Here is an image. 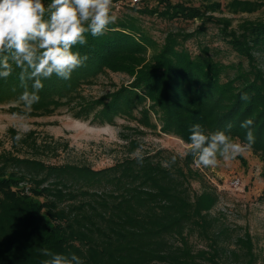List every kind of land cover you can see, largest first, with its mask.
Masks as SVG:
<instances>
[{
  "label": "trees",
  "instance_id": "1",
  "mask_svg": "<svg viewBox=\"0 0 264 264\" xmlns=\"http://www.w3.org/2000/svg\"><path fill=\"white\" fill-rule=\"evenodd\" d=\"M165 5L163 14L169 19L198 14L195 8ZM263 5L249 2V13ZM242 28L239 35H222L249 64L248 70L238 62L234 76H222L224 64L204 54L192 56L175 33H169L162 50L128 87L98 103H81V86L102 68H131L144 61V43L128 34L143 38L134 23L115 20L106 34H87V44L73 49L89 59L70 79L53 74L42 81L40 100L31 109L47 115L64 105L73 110L75 103V116L86 118L94 112V120L108 123L119 116L146 129L156 127L153 114L162 132L188 145L195 124L206 133L224 131L246 143L247 129L241 124L252 119L254 142L249 148L262 160L264 178V20H249ZM19 71L14 67L7 79L0 78V99L23 93ZM27 84L31 91L32 81ZM244 93L247 101L241 99ZM99 103L105 105L98 112ZM31 134L17 137L12 149L0 154V264H43L50 258L43 249L75 253L83 264H257L249 232L235 234L212 213L218 193L203 185L191 154L160 149L144 154L138 163L132 156L138 143L127 140V153L100 169L52 164L43 158L56 156L59 144H40ZM172 156L176 162L162 166ZM24 180L29 181L26 189L15 187ZM193 181L201 183L198 191Z\"/></svg>",
  "mask_w": 264,
  "mask_h": 264
},
{
  "label": "rangeland",
  "instance_id": "2",
  "mask_svg": "<svg viewBox=\"0 0 264 264\" xmlns=\"http://www.w3.org/2000/svg\"><path fill=\"white\" fill-rule=\"evenodd\" d=\"M233 1L236 3L233 4ZM261 1L264 0H139L136 3L132 0H112V13L116 20L132 21L135 30L143 37L128 32L134 40L144 43L145 52L141 54L144 61L137 67L102 68L91 82L81 86V103H98L103 97L128 87L142 66L162 50L169 33H175L180 46L185 47L192 56L204 54L224 64L226 67L222 76H234L238 62H241L242 69L248 70L249 64L231 48L222 33L239 35L249 20H264V5L252 13L248 10L249 2ZM48 2L50 0H45L46 4ZM165 4L195 8L198 14L189 19H169L163 14ZM201 25L203 28L198 29ZM261 68L264 73V65ZM252 77L249 76L250 79ZM149 104L147 100L145 107ZM76 105L74 103L73 110L64 105L46 115L26 107L19 97L1 98L0 154L11 150L15 139L29 132L40 144L43 141L59 144L56 156L43 158L49 163H76L93 169L109 166L122 158L128 151L123 146L127 140L136 141L138 146L133 153L140 149L142 155L168 149L183 156L188 151V144L180 138L162 132L161 122L153 114L151 122L156 127L146 129L137 125L136 120L129 121L119 116H115L109 123L94 120V112H90L86 118L75 116L78 110ZM104 105L97 104L96 110L99 112ZM238 141L242 142L239 138ZM193 167L203 177V185L215 187L218 193V202L212 213L218 215L235 234L248 231L254 243L257 264H264V178L261 176L263 162L258 154L247 148L228 161L221 158L215 167L197 166L195 161ZM27 182L17 181L15 187L26 189L29 185ZM191 185L198 191L201 183L193 181Z\"/></svg>",
  "mask_w": 264,
  "mask_h": 264
},
{
  "label": "clouds",
  "instance_id": "3",
  "mask_svg": "<svg viewBox=\"0 0 264 264\" xmlns=\"http://www.w3.org/2000/svg\"><path fill=\"white\" fill-rule=\"evenodd\" d=\"M116 16L112 13V0H0V78L7 79L14 67L20 69L19 81L24 88L19 100L31 107L40 100L42 81L53 74L70 79L71 74L85 65L89 57L73 49L87 44V34L99 37L109 30ZM28 81H32L31 91ZM242 100L249 96L244 93ZM252 119L242 122L247 129L242 143L224 131L208 132L200 124L190 129L188 151L197 166L215 167L242 154L254 142ZM138 163L143 162L140 149L133 153ZM176 156L162 162L170 168ZM50 257L43 264H83L75 253L70 255L42 250Z\"/></svg>",
  "mask_w": 264,
  "mask_h": 264
},
{
  "label": "built area",
  "instance_id": "4",
  "mask_svg": "<svg viewBox=\"0 0 264 264\" xmlns=\"http://www.w3.org/2000/svg\"><path fill=\"white\" fill-rule=\"evenodd\" d=\"M139 0H132V2L133 3H136V2H138ZM238 180H236V182H237Z\"/></svg>",
  "mask_w": 264,
  "mask_h": 264
}]
</instances>
